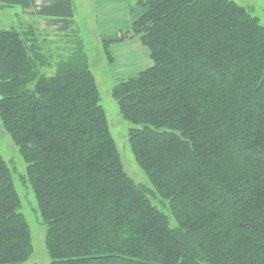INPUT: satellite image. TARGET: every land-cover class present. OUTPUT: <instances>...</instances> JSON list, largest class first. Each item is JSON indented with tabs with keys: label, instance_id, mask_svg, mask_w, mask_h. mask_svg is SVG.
Returning <instances> with one entry per match:
<instances>
[{
	"label": "trees",
	"instance_id": "trees-1",
	"mask_svg": "<svg viewBox=\"0 0 264 264\" xmlns=\"http://www.w3.org/2000/svg\"><path fill=\"white\" fill-rule=\"evenodd\" d=\"M129 14L102 42L111 62L130 40L150 57L112 93L152 187L124 169L80 33L54 54L33 24L0 30V121L49 264H264V22L238 0H130ZM33 251L0 152V264Z\"/></svg>",
	"mask_w": 264,
	"mask_h": 264
},
{
	"label": "rangeland",
	"instance_id": "rangeland-1",
	"mask_svg": "<svg viewBox=\"0 0 264 264\" xmlns=\"http://www.w3.org/2000/svg\"><path fill=\"white\" fill-rule=\"evenodd\" d=\"M240 3L250 5L255 10L262 22H264V0H238ZM77 20L74 25L66 30H55L48 27L37 17L26 16L21 5L7 7L0 2V30L9 29L12 26L27 28L31 24L38 27V34L44 41L45 49L54 54H58L60 48L67 42L66 34L80 33L84 40L85 47L88 51L91 61V68L95 73L98 88L100 90L101 102L104 106L109 128L112 136L116 140L118 152L121 156L124 169L139 183H144L152 187V183L145 171L137 161L133 152L129 132L132 124L126 120L120 111L119 102L113 96L112 90L114 85L121 79L135 75L142 67L143 55L139 52V68L128 69L135 60L129 53L133 50L131 47L112 45V55L114 60H108L102 37L100 21L101 15L98 16L97 2L93 0H74ZM106 37V36H104ZM139 41V40H138ZM140 42V41H139ZM135 57V56H134ZM117 59V60H115ZM150 61V57L144 60V65ZM128 69V70H127ZM47 73L53 72L46 70ZM0 152L6 161L11 165L14 172V180L21 196L23 211L30 224L34 251L29 259L30 262L37 264H49L50 255L46 247V225L42 222L38 212V204L34 192L27 181V163L22 157L19 148L12 141L11 137L5 132L0 121ZM167 214L172 216L168 205H161Z\"/></svg>",
	"mask_w": 264,
	"mask_h": 264
},
{
	"label": "crops",
	"instance_id": "crops-1",
	"mask_svg": "<svg viewBox=\"0 0 264 264\" xmlns=\"http://www.w3.org/2000/svg\"><path fill=\"white\" fill-rule=\"evenodd\" d=\"M98 5V16L101 15L100 21L103 38H110L120 30H127L131 26L129 14L130 0H93ZM4 6L12 7L21 5L26 16L39 18L46 26L53 27L55 30H66L76 23L77 13L75 10L74 0H0ZM106 36V37H104ZM119 48L121 46L131 47L133 50L129 53L135 60L128 69L137 68L140 64L139 52L143 55L144 60L149 57L144 46L138 40L124 41L114 44ZM135 56V57H134ZM117 60V59H115ZM127 69V70H128Z\"/></svg>",
	"mask_w": 264,
	"mask_h": 264
}]
</instances>
